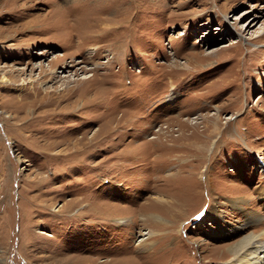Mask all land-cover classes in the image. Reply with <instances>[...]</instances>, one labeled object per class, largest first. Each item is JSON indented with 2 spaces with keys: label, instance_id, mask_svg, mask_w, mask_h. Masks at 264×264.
I'll list each match as a JSON object with an SVG mask.
<instances>
[{
  "label": "rangeland",
  "instance_id": "obj_1",
  "mask_svg": "<svg viewBox=\"0 0 264 264\" xmlns=\"http://www.w3.org/2000/svg\"><path fill=\"white\" fill-rule=\"evenodd\" d=\"M263 32L264 0H0V264H239Z\"/></svg>",
  "mask_w": 264,
  "mask_h": 264
},
{
  "label": "bare ground",
  "instance_id": "obj_2",
  "mask_svg": "<svg viewBox=\"0 0 264 264\" xmlns=\"http://www.w3.org/2000/svg\"><path fill=\"white\" fill-rule=\"evenodd\" d=\"M260 36L261 37L264 36V32ZM56 107L50 108V110L52 111L56 109ZM259 192L261 197H264V187L261 188ZM230 202H232L233 205L236 206L238 209L240 210L244 209L243 206L244 200L242 198L231 199ZM219 216H220V212L218 211L217 208L214 207L211 217L214 220H216V217ZM247 218H249V220H253L257 222L256 226L258 228L262 227L261 228L262 230L259 233H254V232L247 233V235L237 240L228 247L230 251L231 259L239 264H255L257 262L259 263L258 259L260 257H257L256 255H258L261 249L263 250V256H264V215H260L254 211H251L250 215L247 216ZM124 219H117V220L120 223H124L125 222L123 221ZM262 262H264V260H262Z\"/></svg>",
  "mask_w": 264,
  "mask_h": 264
}]
</instances>
